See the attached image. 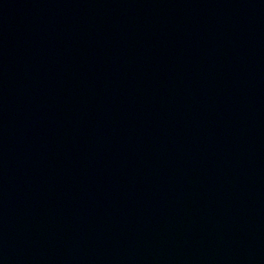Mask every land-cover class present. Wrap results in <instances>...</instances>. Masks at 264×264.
Here are the masks:
<instances>
[{
	"label": "water",
	"instance_id": "95a60500",
	"mask_svg": "<svg viewBox=\"0 0 264 264\" xmlns=\"http://www.w3.org/2000/svg\"><path fill=\"white\" fill-rule=\"evenodd\" d=\"M0 264H264V0H0Z\"/></svg>",
	"mask_w": 264,
	"mask_h": 264
}]
</instances>
